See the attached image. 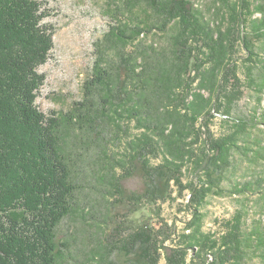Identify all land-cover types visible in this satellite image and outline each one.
Segmentation results:
<instances>
[{
    "label": "trees",
    "instance_id": "trees-1",
    "mask_svg": "<svg viewBox=\"0 0 264 264\" xmlns=\"http://www.w3.org/2000/svg\"><path fill=\"white\" fill-rule=\"evenodd\" d=\"M111 2L82 98L47 115L42 1L0 0V264H264V0ZM84 181L121 216L97 215ZM211 195L235 207L219 234ZM181 197L177 229L162 204ZM72 218L92 230L81 259L58 239Z\"/></svg>",
    "mask_w": 264,
    "mask_h": 264
},
{
    "label": "rangeland",
    "instance_id": "rangeland-1",
    "mask_svg": "<svg viewBox=\"0 0 264 264\" xmlns=\"http://www.w3.org/2000/svg\"><path fill=\"white\" fill-rule=\"evenodd\" d=\"M41 1L47 15L45 21L53 28L54 47L48 61L39 67L40 73L45 76V81L36 102L47 115L54 112L62 114L82 98L83 84L91 73L95 59L94 43L103 37L111 22L108 6L112 0ZM193 1L205 10L212 2V0ZM248 99L250 98L245 97L239 102L234 115L245 116L248 113L251 107ZM221 120V117L218 116L212 123L216 134L224 132V129L227 128L226 123ZM85 167L86 164L82 166V168ZM84 184L87 188L82 191L80 197L82 200L88 201L91 208L92 205H95L94 209L97 210V215L112 212V214L121 216L123 211L121 207L106 202L99 195L89 191L87 182L84 181ZM123 186L128 190H140L143 183L139 177L135 176L124 180ZM185 194L189 198L188 191ZM182 203H186V200L184 201V198L181 197L176 202L162 204L163 217L170 223H175L177 229L183 228L185 221L190 216L189 211ZM234 209L233 199L228 196L211 195L208 197L204 209L205 231L221 233L224 229V222L231 217ZM78 225H80L79 222L77 223V220L73 218L66 220L59 229L58 239L68 243L69 251H73L75 256L81 259L84 256L85 243L90 238L92 239L90 236L92 230L85 226L80 228ZM161 264H166L165 259H162Z\"/></svg>",
    "mask_w": 264,
    "mask_h": 264
}]
</instances>
